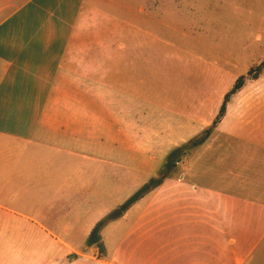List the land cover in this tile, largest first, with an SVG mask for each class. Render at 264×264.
Wrapping results in <instances>:
<instances>
[{
	"label": "crops",
	"instance_id": "1",
	"mask_svg": "<svg viewBox=\"0 0 264 264\" xmlns=\"http://www.w3.org/2000/svg\"><path fill=\"white\" fill-rule=\"evenodd\" d=\"M89 4L0 0V264H264V199L223 182L183 184L185 173L123 212L133 220L126 231L107 220L194 134H183L188 125L159 136L156 124L146 137L144 123L130 134V102L142 117L157 110L170 121L156 101L168 98L111 54L112 40L95 38ZM262 78L231 98L217 127L256 150H264V103L253 102ZM165 190L151 211L141 205ZM102 220L111 244L98 258L86 240Z\"/></svg>",
	"mask_w": 264,
	"mask_h": 264
},
{
	"label": "rangeland",
	"instance_id": "2",
	"mask_svg": "<svg viewBox=\"0 0 264 264\" xmlns=\"http://www.w3.org/2000/svg\"><path fill=\"white\" fill-rule=\"evenodd\" d=\"M90 3L87 6L93 10L90 17L95 38L112 40L111 54L126 59L132 73L150 76L146 89L160 94L157 99L164 98L163 94L168 98L156 101L161 105L159 110L169 113L170 121L157 110H144L142 117L136 104L130 102L129 117L134 120L130 134H135L137 125L143 123L146 137L152 135L153 125H158L159 136L183 131L188 125L191 131L184 135L200 133L215 118L222 91L228 87L227 93L239 76L264 62V0H90ZM263 73L264 70L258 79ZM254 81H246L244 93L249 94L248 87ZM262 85L263 82L257 84L253 90ZM257 93L253 95V102L257 99L264 103V93ZM248 102L245 103L249 105ZM247 105L241 115L244 119L239 117L241 123L247 122ZM164 121L165 126L159 125ZM160 167L155 175H142L143 183L130 196L150 179L159 177ZM182 174L183 184L218 181L228 185L229 190L237 187L235 192L242 196L264 199L263 193L250 190L264 189V150H256L220 132L193 150L164 182L176 185ZM167 191L161 192L155 204L150 197L141 205L150 207L151 211ZM159 216L163 231L167 217ZM122 219L113 221L121 232L133 222ZM110 229L101 234L105 245L111 244Z\"/></svg>",
	"mask_w": 264,
	"mask_h": 264
},
{
	"label": "trees",
	"instance_id": "3",
	"mask_svg": "<svg viewBox=\"0 0 264 264\" xmlns=\"http://www.w3.org/2000/svg\"><path fill=\"white\" fill-rule=\"evenodd\" d=\"M263 70L264 62L260 63L256 67H251L246 74L239 76L232 87L223 96L222 103L211 124L188 141L172 149L167 154L160 167L159 177L150 179L132 196H130L119 208L123 212H126L131 206L142 199L146 194L162 185L164 180L178 168L179 164H181L185 159L188 158L193 150L202 147L217 132V127L226 114L227 105L230 102L231 98L244 87L246 81L257 80ZM105 224L106 220L98 222L86 240V246H94L97 248L98 258L102 257L105 254V248L100 234Z\"/></svg>",
	"mask_w": 264,
	"mask_h": 264
},
{
	"label": "water",
	"instance_id": "4",
	"mask_svg": "<svg viewBox=\"0 0 264 264\" xmlns=\"http://www.w3.org/2000/svg\"><path fill=\"white\" fill-rule=\"evenodd\" d=\"M123 214V211L118 208L116 210H114L108 217L107 220H115L117 218H119L121 215Z\"/></svg>",
	"mask_w": 264,
	"mask_h": 264
}]
</instances>
